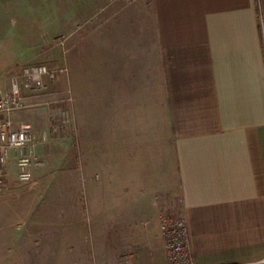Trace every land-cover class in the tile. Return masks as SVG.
<instances>
[{"label":"crops","instance_id":"1","mask_svg":"<svg viewBox=\"0 0 264 264\" xmlns=\"http://www.w3.org/2000/svg\"><path fill=\"white\" fill-rule=\"evenodd\" d=\"M18 1L0 0V54L9 55L15 48L12 15ZM57 1L59 5L61 0ZM80 1L72 3L79 6ZM113 1L105 4L106 16L112 21L115 8L120 7V31L130 28L128 13L121 10V2ZM89 12L96 14L95 6ZM261 16L264 0H149L134 15L133 27L140 31V38L129 37L128 29L124 38V32L117 38L114 26L109 30L103 45L105 122L126 134L132 127L158 125L156 115L164 111L174 171L158 169L153 176L137 178L129 169L126 185L117 183L111 162L118 152L113 150L116 140L105 138L109 150L99 183L92 180L91 170L85 173L94 208L89 217V244L99 264L113 260L114 246L119 251L127 243L120 244L123 239L136 241L137 263L167 264L162 236L152 221V195L156 189L173 192L176 183L193 264H264ZM134 94L135 106L129 100ZM141 95L149 96L151 114L145 118L141 113L129 122V107L136 113L145 109L143 98L137 97ZM131 142L124 145L126 149L138 142L137 137ZM148 143L150 156L159 163L158 141L152 138ZM13 156L11 151L8 162ZM132 156L138 158L137 151ZM43 171L35 170L32 177ZM35 186L19 191L6 186L0 195V214L7 198L26 194ZM117 205L119 212L111 209ZM5 235L0 236V255L11 259V255L34 252L27 246L25 225ZM66 241L55 246L54 252H39L54 253L55 264H67L65 256L71 257L68 264H78V247L71 241L65 246Z\"/></svg>","mask_w":264,"mask_h":264},{"label":"rangeland","instance_id":"2","mask_svg":"<svg viewBox=\"0 0 264 264\" xmlns=\"http://www.w3.org/2000/svg\"><path fill=\"white\" fill-rule=\"evenodd\" d=\"M105 1L94 0L91 5L92 2L81 0L82 4L75 6L72 0H61L59 5L57 0H20L21 3L18 1L12 15L16 45L14 50L10 48L12 51H9V55L6 52L0 54V71H5L12 65L31 64H45L50 68H60L61 71L57 73L55 80L48 83L46 91L34 98L36 106L16 113L17 117H14L16 121L31 124L37 140L36 148L40 150L37 155L42 164L33 168L32 174L37 169L44 171L33 176L27 183L20 184L15 180L14 159L6 164L7 177L3 190L6 186H15V190L19 191L31 188L28 186L32 184H36V188L26 194L15 193L4 201V211L0 214V236H6L8 232L13 234L25 225L28 233L27 246L34 252L24 256L11 255V259L8 254H1L0 264H55L54 253L41 254L39 249L47 252L51 249L54 252L55 246L64 240H67L65 246L71 241V244L74 242L73 245L78 247V264H99L89 244V217L94 208L90 205L91 191L87 187L85 173L91 170L92 180L99 183L103 173L101 168L107 162L104 154L109 150L104 143L105 138L116 140L113 150L118 152L111 162L117 183L126 185L129 169L137 178L148 174L153 176L158 169L166 173L174 171L167 143L168 128L164 123V111H159L156 115V119L159 118L158 125L132 127L126 134L121 127H109L105 122L104 40L113 26L117 38L120 32H124V38L127 29L129 37L132 35L133 39L140 38V31L133 27L134 15L136 8L142 4L147 6L149 0L112 2H121V10L127 12L130 19L126 23L128 26L132 23L130 28L124 25L126 28L121 31L120 7L115 8L111 16L113 20L110 21V16H106L104 11L108 0ZM94 6L97 13L93 15L89 11ZM111 23L115 25L111 27ZM134 97L135 94L129 96L133 106ZM137 97L139 100L143 98L145 109L136 113L129 107L126 115L129 122L141 113L145 118L151 114V110H147L149 96ZM136 137L138 142L126 149L124 145L132 143ZM152 138L159 143V163L150 156L148 139ZM136 151L138 158H133L132 154H136ZM160 181H163V176ZM174 186L173 192L156 189L152 195L155 207L152 221L159 231L164 217L180 211L177 183ZM111 209L120 211L118 205ZM123 241L127 242L123 249L118 251L114 246L117 253L109 264H139L134 255L136 241L123 239L119 243L122 244ZM71 249L69 246V252ZM70 258L65 256L67 264Z\"/></svg>","mask_w":264,"mask_h":264},{"label":"built area","instance_id":"3","mask_svg":"<svg viewBox=\"0 0 264 264\" xmlns=\"http://www.w3.org/2000/svg\"><path fill=\"white\" fill-rule=\"evenodd\" d=\"M261 47L264 56V16L259 20ZM60 68L45 64L12 65L0 71V192L7 177L6 164L14 151L16 180L20 184L32 178L33 168L39 167L32 125L15 120V114L36 106L34 98L44 93L55 80ZM167 264H193L189 252L187 228L180 211L164 217L160 224Z\"/></svg>","mask_w":264,"mask_h":264}]
</instances>
